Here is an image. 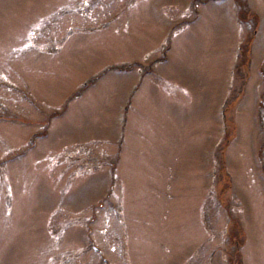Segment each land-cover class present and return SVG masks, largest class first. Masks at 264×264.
<instances>
[{"label":"rangeland","instance_id":"obj_1","mask_svg":"<svg viewBox=\"0 0 264 264\" xmlns=\"http://www.w3.org/2000/svg\"><path fill=\"white\" fill-rule=\"evenodd\" d=\"M0 264H264V0H0Z\"/></svg>","mask_w":264,"mask_h":264},{"label":"flooded vegetation","instance_id":"obj_2","mask_svg":"<svg viewBox=\"0 0 264 264\" xmlns=\"http://www.w3.org/2000/svg\"><path fill=\"white\" fill-rule=\"evenodd\" d=\"M235 244H236V241H235Z\"/></svg>","mask_w":264,"mask_h":264}]
</instances>
